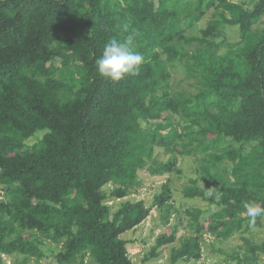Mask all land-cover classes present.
<instances>
[{"label":"trees","instance_id":"obj_1","mask_svg":"<svg viewBox=\"0 0 264 264\" xmlns=\"http://www.w3.org/2000/svg\"><path fill=\"white\" fill-rule=\"evenodd\" d=\"M129 35L139 75L101 77L104 46ZM176 67L192 91L174 88ZM179 157L196 164L183 198L207 205L184 211L188 235L169 263L199 261L209 236L241 241L224 264H264V237L251 236L263 216L245 209L264 207V0H0V264L39 262L44 241L59 246L56 264L160 258L181 223L140 263L122 236L171 209V179L149 205L126 198L139 172L170 174Z\"/></svg>","mask_w":264,"mask_h":264},{"label":"rangeland","instance_id":"obj_2","mask_svg":"<svg viewBox=\"0 0 264 264\" xmlns=\"http://www.w3.org/2000/svg\"><path fill=\"white\" fill-rule=\"evenodd\" d=\"M249 0H231L234 3L248 2ZM214 7L207 9L203 17L196 23L195 28H190L187 34H197L201 28H204L210 19H212ZM223 36L228 42H237L239 40V31L237 27H227L223 29ZM224 50V49H222ZM175 72H172L171 83L175 85L176 90L192 91L190 87L193 80H185V75L176 67ZM38 137L35 136L33 138ZM32 139V138H31ZM155 156L158 161L165 162L168 158L162 150H156ZM196 164L194 158L185 157L178 158L175 171L170 174L165 175H151L146 170L139 172V178L142 181V188H140L135 194L129 196L126 199L132 201L143 200L147 205L153 201V196L159 192L161 184L165 182L167 178L171 179V186L173 188V199L169 201L167 205H171V209L164 207L162 209L154 208L150 216L146 218L136 229L125 233L122 237L127 241L133 242L128 246L127 252L128 256L133 262L140 263L144 254L147 253L153 246L156 237L162 233L169 232V226H174L175 224L181 223L177 230V241L170 246L160 248L162 251V256L158 259H153L145 264H170L169 263V250L172 247L178 246V240L188 235V229L185 227L186 215L184 211L186 209H191L192 207L205 209L206 203L200 202L195 199L183 198L182 189L188 184L189 179L194 177L193 169ZM117 200L113 207H117ZM111 204V202L109 203ZM169 212V213H167ZM168 215L167 219H164ZM251 236L255 241L259 242L264 237V216L261 218L258 226L251 229ZM241 244L238 237H234L227 241H216L215 239L206 236V242L203 246L202 257L199 261L190 262H180L178 264H217L221 263L225 258L226 254H230L233 249L237 248ZM41 249L45 254V258L39 262H35L33 259L30 260V264H56L55 255L59 251V246L44 241L41 245ZM5 264H10L7 259H5Z\"/></svg>","mask_w":264,"mask_h":264},{"label":"clouds","instance_id":"obj_3","mask_svg":"<svg viewBox=\"0 0 264 264\" xmlns=\"http://www.w3.org/2000/svg\"><path fill=\"white\" fill-rule=\"evenodd\" d=\"M133 37L129 35L127 38L111 39L104 46L102 55L96 61L97 73L112 82H119L127 76L139 75L144 56L141 52L134 50ZM45 132L48 130L45 129ZM209 197L215 196V191L209 189L207 191ZM248 217L255 219L264 216V207L255 202L245 204Z\"/></svg>","mask_w":264,"mask_h":264}]
</instances>
